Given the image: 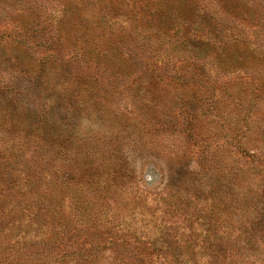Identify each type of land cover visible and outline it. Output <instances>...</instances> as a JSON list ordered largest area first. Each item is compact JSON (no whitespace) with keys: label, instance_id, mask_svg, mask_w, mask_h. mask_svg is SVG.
Returning a JSON list of instances; mask_svg holds the SVG:
<instances>
[{"label":"trees","instance_id":"16d2710c","mask_svg":"<svg viewBox=\"0 0 264 264\" xmlns=\"http://www.w3.org/2000/svg\"><path fill=\"white\" fill-rule=\"evenodd\" d=\"M9 1L19 3L16 11L18 15L10 13L9 19L5 20L14 25L9 33V36H12L9 41L15 51L6 57L2 53L0 64L11 61L10 67L14 65L17 67L11 69L10 78L5 77L6 71L0 69V121L6 123L5 128L10 127L11 131H16L20 126L17 125L19 122L37 120L39 122L35 128L26 127L18 131L23 132L21 137L24 138V142L18 147H14V143L6 139L5 134H0V137L6 140L0 144V264H95L101 243H104L102 247L108 246L111 252L117 255L120 264H190L195 255L198 256L197 262L200 264H264L263 251L258 253L254 251L251 254L245 252L249 249L246 243L250 245L252 242L264 250V239H256L255 242L251 238L242 239L237 235L218 233V229L223 225L222 211L223 213L236 211L237 207L254 213V218L243 221L238 229L240 226L241 229L249 228L248 224L255 228L261 221L264 228L263 215L259 213V208L256 204L250 207L252 196L240 190V194L233 197L227 190L229 185H233L230 179L224 178L223 183L217 177L210 178L213 177V168H219L217 164L223 157L229 158L233 153L239 152L243 156L250 155L253 161L257 160L260 164L254 165L257 171L246 170L240 166L234 173L240 177L248 174L254 177V181L260 180L258 184L264 181V167L260 169L258 167L264 161V154H260L264 151V140L261 141L259 138L255 141L253 124L256 121L254 118L259 117L257 103L264 101V49H258L256 41L245 42L234 28L225 26L221 22L223 13L212 14V21H206L204 16L208 12L207 9L200 7L199 0H71L73 3H70V0L67 3L62 0L61 20L50 14L51 16L36 21L31 14L39 12L43 6L40 0ZM3 2L4 0H0V8L5 10ZM49 18L52 21L49 22ZM26 19L29 22L25 21ZM207 22H210L209 26L219 28L204 32L202 29ZM31 23L33 25H30ZM48 25L52 26V29L55 28L54 32L61 30L58 37H54L52 31H48L49 36H46L44 31L41 36L38 35L39 40L34 39L35 35L32 38V34L47 29ZM4 29L0 43L6 36ZM252 32L254 36L256 32L254 30ZM73 40L74 48L70 45ZM135 46L143 49L142 56L138 55ZM199 48L202 50L201 53L195 52ZM186 52L193 55L185 57L183 54ZM66 53H69L67 58ZM99 53L111 58V61L106 62ZM241 53L244 57L240 55ZM240 64L248 69L259 68V76H252L250 81L240 82L237 89L229 84L227 87L226 83L224 84L226 88L223 85L219 86L222 90L219 93L231 90L237 92V96L243 92L249 94L246 100L236 96L238 98L236 102L240 106L238 124L224 119L225 129L233 128L231 133L234 132V135H229L230 138L223 144H217L218 137L214 135L212 129H208V133H212L210 137L212 141L207 140L197 126L179 129L192 137L195 136V142L204 145L203 153L205 152L210 163L209 170L205 171L206 176H209L208 187L205 190L215 196L211 203L200 205L203 199L198 198L199 203L196 202L195 208L192 209L191 200L188 201L187 207L183 205V200L176 206L171 204L169 196L166 198L167 201L164 200L163 206L148 203L147 210L151 211L150 216H146V209L140 211L142 216L139 219V226L126 225L123 221L117 224L115 218L111 217L113 215H110L106 222L97 217L88 228L89 231L84 234H79L74 225L71 227L69 223H64L65 209L61 211V203L58 207L53 202L54 187L61 186V150L69 157L76 156L81 164L78 166L77 174L81 177L90 176L93 183L95 181L92 176L102 174L101 169L106 171L113 168L114 175L120 172L116 163L111 165L116 162V157L108 155L105 152L107 150L103 151L106 155L100 156L96 155L97 150L92 149H83L84 153H78L74 145L76 141L72 138L67 139L68 137L67 140H61V119L58 121L55 108L60 106L62 93L72 86L63 83L64 74L112 73L118 68L122 73L133 75L152 71L156 75L171 77L173 81L179 79L183 81L184 87L194 85L209 91L211 89L209 106L214 118L210 122H218L219 119H213L218 117L222 108H219L216 102L219 101L217 85L209 81L214 77L212 72L215 70L217 73L220 69L227 68L234 73ZM136 69L137 72L134 71ZM24 73L28 76L22 78L21 74ZM142 86L145 87L142 88L144 91L137 95L143 103L140 113L153 114L165 104H169L170 109L174 106L177 95L172 93L170 85L149 80ZM85 87L88 88L87 84ZM71 89L74 91H70V94L76 98L78 88ZM52 91H59L60 94L52 97L50 102L42 101L37 104L29 95L31 93L35 99L41 100L44 96L45 98L49 95L54 96ZM232 92L231 96H235ZM84 98L81 106L89 107L91 98ZM54 101L58 104L52 103ZM189 102V99L182 97L179 107L181 114L187 107L183 105ZM137 103L140 104V101ZM189 114L190 112L187 116ZM147 120L150 122L145 120L144 126L138 125L141 126L139 131L143 135L150 134V131L154 132L152 125L156 123ZM31 129L35 131L30 133ZM258 129L264 132V125H258ZM29 135L35 136V139H29ZM37 137L46 140L48 143L46 144L53 149L52 158L48 159L49 153L37 157L38 149H29L31 145L28 142L38 146ZM246 138L253 142H247ZM108 140L105 142L110 144ZM83 142V139L80 140L79 145L82 146ZM100 148L98 147L99 152L102 150ZM14 150L17 152L13 153ZM26 150H32L31 157ZM18 153L24 168L18 169ZM217 173V176H223L221 171ZM109 179L104 180L106 189H109L112 183L108 182ZM32 199H36L34 204L30 201ZM77 207L83 211L74 214L90 216L86 206ZM69 215L73 218L71 212ZM248 215L249 213L247 217ZM256 217L259 219L258 223ZM199 219H204L205 222L198 224ZM41 220L44 221L42 224ZM25 226L41 228L39 233H34L36 241L29 238L32 235L27 236L28 229L20 238H13L12 233ZM188 230L192 232L188 233ZM167 240L168 244L174 247L166 249L163 246L159 247V241L164 243ZM61 246L65 251L70 246L74 248L64 251L60 259ZM177 246L180 247V251L176 249ZM183 256L185 258L181 259Z\"/></svg>","mask_w":264,"mask_h":264},{"label":"rangeland","instance_id":"374dc122","mask_svg":"<svg viewBox=\"0 0 264 264\" xmlns=\"http://www.w3.org/2000/svg\"><path fill=\"white\" fill-rule=\"evenodd\" d=\"M40 1L43 3V6L39 12L31 14V16L35 18V21L51 15L58 20H61L62 0ZM65 1L67 3L68 0ZM199 1H201L200 7H203L202 9H207L208 13L204 16L206 21H212V14L223 13L224 16L221 22L225 26H231L234 28L245 42L256 41L258 49H264V0ZM73 2L74 1L70 0V3ZM3 3L5 10L0 8L1 37H3V29H7H4V34L6 36L0 43V55L3 53V56L6 57L15 50L10 45L11 41H9L12 37L9 36V33L14 25L12 22L10 24V22L5 20L6 18L9 19L11 14L14 16L18 15L16 11H18L19 3H12L9 0H4ZM198 12L200 11L198 10ZM9 14L10 16H8ZM25 21L29 22L28 19ZM50 21L52 20L49 18V22ZM208 23L210 22H207L202 29L204 32H211L212 30H217L219 28V26L217 28L209 26ZM34 24L36 23L34 22ZM30 25H33V23ZM39 26L42 25L39 24ZM120 26L123 25L120 24ZM196 26H198V23ZM51 27L52 26L48 25L47 29L32 34V38L35 35L34 39L39 40V36H41V33L44 31L46 36H49L48 31H52L54 37H58L61 30L58 29L57 32H54L55 28L52 29ZM40 30H42V27ZM252 30L256 32L254 36L251 34L253 33ZM70 45L74 48V40ZM135 47L139 53L138 55L142 56L143 49L140 46ZM201 51V48H199L195 52L201 53ZM192 53H194V51H192ZM192 53L186 52L183 55L188 57L193 55ZM68 55L69 53H66L65 58H67ZM101 55L102 59L106 60V62H108V60L111 61V58H106L103 54ZM240 55L244 57V54L241 53ZM11 63V61H7L6 63L0 64V69H2L1 71H6L5 77L7 78L11 77V69H16L17 67V65L10 67ZM51 66L53 67L54 64L52 63ZM236 69L237 70L234 73L227 68H222L217 73L215 70L212 72L216 79L213 77L214 80L212 79L209 81L217 85L218 93L222 91L219 87L220 85L224 86L226 83L227 87L229 84L230 86H234V89H237L240 82L250 81L252 76H259V68L256 69V67L248 69L243 64H240ZM134 71L137 72L138 70L136 69ZM27 76L28 74H21L22 78ZM62 79L63 83L72 86H69V88L62 93L59 100L60 106L55 108V115L58 116V121L61 119V140L72 138L73 141H76L74 145H76L75 147H77L78 153H84V151H82L83 149L97 150L98 152L96 155L98 156L107 152L108 155L116 157V162H113L111 165L116 163V166L120 169V172L115 173V175L112 171L113 168L106 171L101 169L102 174L99 173L92 176L95 181L93 183L90 176L85 175L84 177H81L77 174L78 166L81 164L77 161L76 156L73 155L72 157H69L67 153H64V150H61V186L54 187L53 202L56 206L61 203V211L65 209L63 212L64 223H69L71 227L75 226L79 234H84L89 231L88 228L93 225L94 220L97 217L106 222V219H109L110 215H113L111 217L115 218L117 224L123 221L126 225L139 226V219L142 216L140 211L146 209V216L149 217L151 211L147 210V204L163 206L165 204L164 200L167 201L166 198L169 196L172 201L171 204H175L176 206L180 200H183V205L187 207L188 201L191 200L190 208L192 209L195 208L196 202L199 203L198 198L203 199L202 202L199 203L200 205L211 203L212 198L215 196L205 190V188L208 187L207 178L209 177L206 176L205 171L207 172V170H209L208 165L210 163L208 162L209 159H207L204 154L205 152L203 153L204 145H201L200 142H195V136L192 137L186 131L184 133L183 130L180 131L179 129H184L186 126H197L200 133L205 135L206 139L209 141H212L210 138L212 137V133H208V129H212L214 130V135L218 137V142L216 143L223 144L227 141V138H230L229 135H234V132L231 133L233 128L231 130L225 129L224 125L226 121L224 119L227 118V121L238 124L237 121L240 118L238 117V115H240V106L236 102L238 99L237 97L246 100L245 98L249 97V94L243 92L237 96V92H232L230 89L228 92L219 93V101L216 102L219 108L222 109L219 111L218 117L213 119L219 120L218 122H210V120L214 118L213 114L210 112L211 109L209 106L211 104V89L209 91L204 87H195L194 85L184 87L182 80L177 79V82V80L174 79L173 81L171 77L156 75L155 73H152V71L147 74L138 73V75H133L130 73H122L116 68L112 73L75 72L72 74H64ZM149 80L154 83L170 85L171 90H173L172 93L177 95L176 101L173 104L174 106L171 109L169 104H165L162 109L153 112V114L140 113L143 103L140 100L141 98H138L137 95L144 91L142 88L145 87H143L142 84L148 83ZM167 82H172V84ZM17 84L19 85V83ZM85 84H87L88 88L85 87ZM224 87L226 88V86ZM71 88H78L76 98L70 94V91H74V89ZM33 90L35 91V89ZM34 91L32 92L33 94ZM231 92L235 96H231ZM52 93L54 96L49 95L47 98L44 96L41 100L35 99L34 95H31V93L29 95L31 96L32 101L38 104L42 101L50 102L52 97L55 98L60 94L59 91H52ZM84 97H87L88 99L91 98L89 100L91 102L89 107L84 108L81 106V102L85 100ZM182 97L189 99L190 102L189 104L183 105V107H187L183 109L185 112L181 114L179 107ZM235 97L236 99L233 100ZM138 101H140V104L137 103ZM52 103L58 104L55 101ZM257 105L259 117L254 118V121L256 120L253 123L255 126L254 137L255 141L259 138L262 141L264 140V132L258 129V125H264V101L258 102ZM188 112H190V114L187 116ZM146 118L156 124L154 126L152 125V130L154 132L150 131V134L143 135V133L139 131L141 126L139 127L138 125L144 126L146 123L144 121H148ZM20 119L23 121L22 117H20ZM37 122L39 121L19 122L17 125L20 126L16 131H11L10 127L8 129L5 128L6 123L1 120L0 134H5V138L10 142H13L14 147H18L21 142H24V138L22 139L21 137L23 132L18 131L25 129L26 127L35 128ZM149 122L150 121H148V123ZM176 127L177 130H175ZM34 131L35 129H31L30 133H33ZM62 133L65 134L62 135ZM29 137V139H35V136L29 135ZM37 139L38 146L28 142V144L31 145L29 149H38L37 157H40L43 153H49L48 155L46 154L48 159L52 158L53 149L47 145V141L38 137ZM82 139L84 142L81 146L79 145V141ZM106 140H108L110 144H107L105 142ZM3 141L6 140H4L3 137H0V144H2ZM246 141L249 143L253 142L247 138ZM98 147H101V152H99ZM223 147L226 148L224 145ZM31 151L32 150H26L30 157L32 156ZM103 151L105 152L103 153ZM15 152H17V150H14L13 153ZM37 153H35V155H37ZM260 154L263 155L264 151H261ZM17 160L18 169L24 168L19 153ZM262 162V165L258 166L259 169L264 167V161ZM259 164L260 162L257 160L253 161L250 155L243 156L239 152H237V154L233 153L231 157L227 158L225 156L221 162H218L217 166L219 165L220 169L214 167L213 171L211 170L213 177L210 178L217 177L219 181L223 183L224 178L230 179L233 185H229L227 190L228 193L233 195V197L235 194H240V190H244L245 193L252 196L250 207L252 208V206L256 204V207L259 208L258 211L263 215L262 219L264 220V191H262L264 181H262L261 184H258L260 180H258V182L254 181V177L252 178L248 174L244 177H240L234 173V171L240 166L246 170L257 171L254 168V165ZM33 168L36 170L35 165ZM93 169L95 170V168ZM219 171H221L223 176H217V172ZM106 178H110L108 182H112L109 185V189H106L105 187L106 184L104 183V180ZM201 196H203V198ZM30 201L34 204L36 199ZM78 205L81 207L86 206L88 211H90V216L74 214L83 211V209L77 207ZM70 212L72 213L73 218L70 217ZM247 213H249L248 217ZM221 214L223 225L221 229H218V233L225 232L233 236H240L242 239L251 238L255 242L256 239H264L263 221L258 223V217L255 218L258 223L257 227L253 228V226L251 227L250 224H248L249 228H244L242 226L243 228L241 229L240 226L238 229V226L242 225L243 221H250L253 219L254 213L247 212L246 210H242L241 207H237L236 211H225V213L222 211ZM171 218L168 217V219ZM43 222L44 221L41 220L40 224ZM197 222L199 224L205 222V220L199 219ZM205 226H207V224H205ZM27 229L29 233L27 236L29 237L32 235V237L29 238L32 240L35 239L36 241L37 237H34V233H39L41 228L37 229L34 226L30 228L25 226L16 230V232L14 231V233H12L13 238H20L21 235L26 234ZM191 232L192 230H188V233ZM89 237L93 239L92 236ZM248 244L249 243H246V247L249 248L245 251L246 254L254 253V251L255 253H258L259 251L264 252L263 249L258 248L257 244H254L253 242L250 245ZM54 245L52 248H54ZM103 245L104 243H101V249L98 252V260L95 261V264L106 262L108 264H120L121 261L117 258V255L115 253L113 254L108 246L102 247ZM161 246L165 249L168 247H174L171 246L170 243L168 244V240L164 243L159 241V247ZM62 248L63 247L61 246L59 252L60 259L63 253L74 248V246L68 247V250L66 251ZM176 249L178 251L181 250L178 246ZM82 252H85V250H82ZM183 258H185V256L181 257V259ZM192 259V262H189L190 264H200L197 262L198 256L195 255Z\"/></svg>","mask_w":264,"mask_h":264}]
</instances>
